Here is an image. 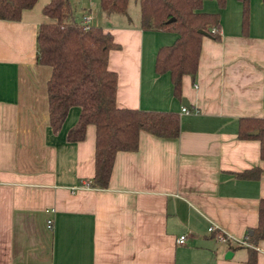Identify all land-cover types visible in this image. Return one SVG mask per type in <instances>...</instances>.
Returning <instances> with one entry per match:
<instances>
[{
	"label": "crops",
	"instance_id": "obj_1",
	"mask_svg": "<svg viewBox=\"0 0 264 264\" xmlns=\"http://www.w3.org/2000/svg\"><path fill=\"white\" fill-rule=\"evenodd\" d=\"M48 1L0 19V264H245L237 242L256 224L264 159L257 139L237 136V122L264 117V0H248L244 28L237 0L222 8L202 0L203 11L219 9L218 39L201 36L180 97L168 73L153 70L156 49L173 32L141 29L139 14L106 15L98 0H69L117 44L107 54L116 105L178 114L176 137L139 130L134 150L116 151L104 188L88 185L93 125L79 141L66 138L78 107L59 129L49 124L50 67L35 60L37 27L51 20L42 12ZM254 166L256 178L236 176ZM208 226L237 242L215 240ZM255 248V264H264V239Z\"/></svg>",
	"mask_w": 264,
	"mask_h": 264
},
{
	"label": "trees",
	"instance_id": "obj_2",
	"mask_svg": "<svg viewBox=\"0 0 264 264\" xmlns=\"http://www.w3.org/2000/svg\"><path fill=\"white\" fill-rule=\"evenodd\" d=\"M36 0H0V19L17 20L22 9ZM128 0H98L100 10L125 14ZM138 6L139 27L143 30H164L175 34L173 41L156 49L153 61L155 73L167 72L171 92L180 97L182 74L192 76L199 53V30L218 39L210 31L218 24L217 12L201 9L202 0H134ZM240 3L241 25L247 23L248 0ZM219 8L225 0H215ZM51 20L38 25L35 60L50 67L46 82L49 124L59 129L68 108L78 107L74 124L68 128V141L84 137L87 124L94 127L93 174L88 185H107L114 154L118 150L132 151L137 146L139 130L159 137L174 138L178 134V114L174 111L119 107L115 103L116 73L107 68V54L117 44L100 26L84 22L75 16L69 0H49L42 8ZM257 130L250 135L249 131ZM239 138H255L259 142V157L264 159V117H239ZM259 167L236 173L240 178H256ZM255 226L244 235L245 264H255L256 242L264 239V198L257 202ZM251 231L250 233L248 231Z\"/></svg>",
	"mask_w": 264,
	"mask_h": 264
},
{
	"label": "built area",
	"instance_id": "obj_3",
	"mask_svg": "<svg viewBox=\"0 0 264 264\" xmlns=\"http://www.w3.org/2000/svg\"><path fill=\"white\" fill-rule=\"evenodd\" d=\"M210 31L216 33V29H215V28H211ZM180 111H181V112H187L188 109L185 108L184 106H182V107L180 108ZM46 226H47V228H49V229L52 227V219H51V218H47V219H46ZM213 230H215L214 238H215L216 240H218V241H224V240L228 239V236H227L226 234H224V232H222L221 230H219V229H215L213 226H208V227H207V231H210V232H211V231H213ZM184 239H185L184 234H180V235H178V236L175 238V242H176V243H183V242H184ZM241 243H245V240L243 239V240L241 241Z\"/></svg>",
	"mask_w": 264,
	"mask_h": 264
},
{
	"label": "rangeland",
	"instance_id": "obj_4",
	"mask_svg": "<svg viewBox=\"0 0 264 264\" xmlns=\"http://www.w3.org/2000/svg\"><path fill=\"white\" fill-rule=\"evenodd\" d=\"M249 4H250V0H249ZM226 5V4H225ZM218 7V6H217ZM219 8V7H218ZM222 8V7H221ZM215 11H217L218 13H219V9H216ZM74 15L75 16H77L78 15V13L76 12V13H74ZM118 15H120V14H118ZM127 15H128V17H138V7H137V4L135 3V6H132V0H128L127 1V7H126V12H125V14H121L120 16H122V17H127ZM79 16V15H78ZM213 237H214V235H213ZM215 239V238H214ZM216 240V239H215ZM230 241V242H235L236 241V239H231V238H228V239H226V240H224V241H222V243H224V242H227V241ZM218 241V240H217ZM237 242V241H236ZM239 242V241H238ZM237 242V244H240L241 242H239L238 243ZM237 247H241V246H237Z\"/></svg>",
	"mask_w": 264,
	"mask_h": 264
},
{
	"label": "water",
	"instance_id": "obj_5",
	"mask_svg": "<svg viewBox=\"0 0 264 264\" xmlns=\"http://www.w3.org/2000/svg\"><path fill=\"white\" fill-rule=\"evenodd\" d=\"M198 32L201 33L202 35H206V31L199 30ZM181 102L182 103H185V100L184 99H181ZM249 134L250 135H255V134H257V130L249 131ZM248 232L250 233L251 231L249 230ZM224 256L225 257L230 256V251H227Z\"/></svg>",
	"mask_w": 264,
	"mask_h": 264
}]
</instances>
